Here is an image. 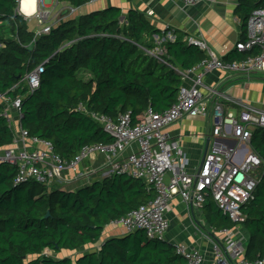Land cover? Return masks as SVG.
Wrapping results in <instances>:
<instances>
[{
  "label": "trees",
  "instance_id": "16d2710c",
  "mask_svg": "<svg viewBox=\"0 0 264 264\" xmlns=\"http://www.w3.org/2000/svg\"><path fill=\"white\" fill-rule=\"evenodd\" d=\"M58 1L77 8L93 0ZM17 7V0H0V23L5 26L0 32V92L22 98V128L49 140L54 152L67 161L85 145L114 140L90 112L115 120L130 112L132 123L139 124L149 108L161 112L175 103L183 84L181 71L208 57L180 32L175 40L165 39L159 46L154 36L165 38L169 29L157 28L137 9L125 13L120 6H108L62 21L50 33L36 36ZM262 7L264 0H239L235 14L241 20V41L247 38L252 12ZM159 47V57L149 53ZM257 53L235 48L223 59L242 60ZM40 64L44 67L41 85L30 91L24 78ZM3 111L0 103V147L15 139ZM250 144L263 166L257 172L254 198L242 208L245 220L233 221L211 194L202 210L216 230L241 226L248 232L245 257L255 260L264 258V129L253 131ZM17 172L14 164L0 165V264L185 263L176 244L149 237L144 230L108 239L98 251L76 259L45 253L98 243L108 224L152 200L155 189L126 174L106 176L77 190L58 182L17 184Z\"/></svg>",
  "mask_w": 264,
  "mask_h": 264
},
{
  "label": "built area",
  "instance_id": "2783aa9c",
  "mask_svg": "<svg viewBox=\"0 0 264 264\" xmlns=\"http://www.w3.org/2000/svg\"><path fill=\"white\" fill-rule=\"evenodd\" d=\"M202 1L205 0H179L185 6ZM43 15V12L35 15L42 28L39 35L50 33L53 29ZM186 40L205 50L208 57L191 69L181 71L183 81L189 75H194L195 79L191 86L181 85L176 102L169 108L161 112L149 108L144 121L136 125L132 123L130 112L120 115L117 120L103 113L90 112L114 140L85 145L70 161L56 154L49 140L30 135L21 126L20 135L28 143L21 147L13 144L0 147V165L9 163L17 166V184L33 180L47 185L55 182L68 185L82 175L80 166L85 160L94 154L105 155L104 177L126 174L144 180L155 189L156 195L152 200L112 222L123 226L127 233L144 230L149 237L166 239L169 230L166 213L175 194H179L186 204L198 208L211 194L224 214L233 221H244L242 208L254 198L258 186L257 172L263 166L262 159L250 143L253 131L264 129V110L247 107L238 115H232L222 103H215L212 113V136L215 139L195 171L189 169V159L182 147L170 139L165 130L186 116L211 117L206 110V97L200 90L205 73L223 69L243 75L264 74V7L252 12L247 38L236 44L239 51H258L248 58L228 62L203 39L188 36ZM164 41L165 38H156L159 46ZM161 52L157 48L149 51L156 57ZM43 72L44 67L40 64L26 75L24 82L30 91L40 87ZM0 103L4 105L3 116L10 125L11 109L17 111L21 122L20 96L12 98L0 92ZM134 144L136 150L124 155ZM67 172L70 174L64 177ZM167 174L170 175L169 180ZM219 236L221 239L215 244L211 260L205 258L199 249L181 244L177 245V254L185 258L184 264H264V258L249 260L245 257L246 234L241 226L220 230Z\"/></svg>",
  "mask_w": 264,
  "mask_h": 264
},
{
  "label": "crops",
  "instance_id": "0c3cea01",
  "mask_svg": "<svg viewBox=\"0 0 264 264\" xmlns=\"http://www.w3.org/2000/svg\"><path fill=\"white\" fill-rule=\"evenodd\" d=\"M17 1V12L27 20L28 24L34 20L38 22L35 15L37 12H43L46 22L52 21L47 24L53 27L67 19L80 18L83 14L108 6H120L125 13L130 9H137L144 12L157 28L169 29L165 39L175 40L178 32L184 33L185 39L188 36H194L206 41L209 47L222 58L235 50L236 44L241 41L242 36L241 20L235 14L239 0H215L212 2L205 0L193 6H185L179 0H93L77 8L67 2L56 0L57 4L62 5L58 11H53L55 8L51 11L52 3L46 4L45 0L41 2L35 0L37 2L34 1V3L30 2L31 0ZM78 8L80 12L76 13ZM41 29L38 22L37 29L33 31L36 36H39ZM7 32L8 35H11L9 29ZM157 37L159 36H154L155 40ZM2 46L0 44V47ZM157 49L162 50V47ZM200 72L201 70L198 71V73ZM194 79V75H189L183 84L191 86ZM200 90L206 97V110L211 117L186 116L165 130L170 139L178 142L182 147L189 159L188 167L193 171L199 167L215 139L212 136L214 104L222 103L226 111L232 115H238L247 107L264 110V74L243 75L215 69L204 74ZM10 114L11 128L15 133L13 145L21 147L28 141H25L20 135L21 122L17 111L11 109ZM207 121L210 124L209 133H205ZM208 141L209 146L206 150ZM134 150H136V144L129 147L124 155L130 154ZM105 162V155H92L81 164L82 175L79 179H73L70 184L62 185L66 186L68 190H77L95 180L105 178ZM69 174L65 173L64 177ZM169 178L170 175L167 174V180ZM166 216L169 221L166 240L176 245L197 248L205 258L209 260L213 258L215 244L221 239L220 230L209 226L202 207L186 204L179 194H175L171 199ZM125 234L127 231L123 226L110 223L105 227L98 243L86 246H89L90 251H98L104 241Z\"/></svg>",
  "mask_w": 264,
  "mask_h": 264
},
{
  "label": "rangeland",
  "instance_id": "374dc122",
  "mask_svg": "<svg viewBox=\"0 0 264 264\" xmlns=\"http://www.w3.org/2000/svg\"><path fill=\"white\" fill-rule=\"evenodd\" d=\"M45 3H46V4H50V3H52L51 11H52V9H54V8H55V9H54L53 11H58V10L62 7L61 4H57L56 0H45ZM55 5H56V6H55ZM76 10H78L76 13H79V12H80L79 8L76 9ZM73 14H74V13H73ZM48 22L51 23L52 21L50 20V21H48ZM48 22H46V23H48ZM37 27H38V22H37V20H34V21L29 22V28H30L32 31H34L35 29H37ZM4 28H5V26H3V23H0V32H2L3 30L5 31ZM207 124H208V125H207V129H206L205 133H206V132L209 133V131H210V124L208 123V121H207ZM261 133H262V132H261ZM166 235H167V233H166ZM249 238H250V235H249L248 232H246V242H245V247L248 246ZM166 239H167V238H166ZM89 251H90V250H89V246H84V247H82V248H80V249H78V250H75V251L63 250V251H61V252L55 253V252H53V251L46 250L45 253H47V254H49V255H53V256L56 257V258H62V257H65V256H70V257H72L73 259H76L78 255H80V254H82V253H85V252H89Z\"/></svg>",
  "mask_w": 264,
  "mask_h": 264
},
{
  "label": "water",
  "instance_id": "95a60500",
  "mask_svg": "<svg viewBox=\"0 0 264 264\" xmlns=\"http://www.w3.org/2000/svg\"><path fill=\"white\" fill-rule=\"evenodd\" d=\"M122 19H124V16H123V18H122ZM208 146H209V141L207 142V145H206V150H207ZM49 215H50V213H47V216H46V217H48Z\"/></svg>",
  "mask_w": 264,
  "mask_h": 264
},
{
  "label": "bare ground",
  "instance_id": "6f19581e",
  "mask_svg": "<svg viewBox=\"0 0 264 264\" xmlns=\"http://www.w3.org/2000/svg\"><path fill=\"white\" fill-rule=\"evenodd\" d=\"M27 1H28V0H27ZM34 1H35V0H31L30 2H33V3H34ZM35 2H37V1H35Z\"/></svg>",
  "mask_w": 264,
  "mask_h": 264
}]
</instances>
